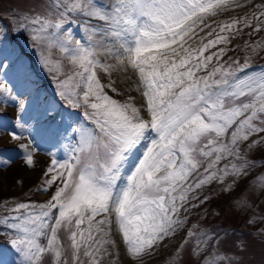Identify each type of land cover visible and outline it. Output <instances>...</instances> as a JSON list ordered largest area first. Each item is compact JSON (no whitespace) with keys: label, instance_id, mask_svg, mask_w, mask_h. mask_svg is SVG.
<instances>
[{"label":"snow or ice","instance_id":"snow-or-ice-1","mask_svg":"<svg viewBox=\"0 0 264 264\" xmlns=\"http://www.w3.org/2000/svg\"><path fill=\"white\" fill-rule=\"evenodd\" d=\"M232 4L243 6L237 0H115L109 11L100 0H35L23 16L32 39L49 50L58 47L74 66L58 81V95L72 108L84 107L94 127L49 126L54 136L69 139L71 155L60 160L52 154L37 189L48 192L56 185L46 202H15L0 216V225L15 230L10 243L22 257L16 264H44L48 255L51 264H102L111 255L108 246L116 243L113 223L127 254L142 261L184 227L188 217L181 211H188L190 201H198L191 204L198 208L211 199L194 193L229 176L247 175L244 169L252 163L247 152L264 146V69L246 72L247 57L243 64L223 61L227 49L217 46L230 43L229 34L239 35L243 27L264 29V3L258 14L206 23ZM72 13L90 18L87 44L64 29ZM92 19L105 26L91 24ZM97 33L112 42L95 40ZM101 47L115 63L99 59ZM245 47L256 52L264 41ZM6 58L0 57V68ZM41 62L63 69L59 60L42 56ZM97 69L108 74L107 84ZM113 72H130L126 80L136 77L139 106L134 97L120 101L109 95L108 90L119 94ZM0 92L10 89L0 82ZM44 115L55 117L56 111L48 107ZM15 127H25L19 115ZM252 136L259 138L249 142ZM12 137L19 138L15 132ZM20 147L26 165L34 167L33 152L27 144ZM223 160L229 162L220 167ZM193 236L196 244L188 250ZM229 241L226 227L189 229L177 254L187 251L198 264H242L243 257L219 254V246ZM231 246L237 252L248 247L246 241Z\"/></svg>","mask_w":264,"mask_h":264},{"label":"rangeland","instance_id":"rangeland-1","mask_svg":"<svg viewBox=\"0 0 264 264\" xmlns=\"http://www.w3.org/2000/svg\"><path fill=\"white\" fill-rule=\"evenodd\" d=\"M114 2L115 0H100V3L107 6L109 11ZM237 2L243 6L229 5L227 10L212 17L206 23H211L212 20L240 18L245 14L251 15L253 12L258 14L259 5L264 3V0H237ZM33 8H35V0H0V57H7L4 60L6 67L0 68V82L10 89L7 93L0 92V196H6L5 201L9 202L5 205L4 198L1 199L0 216L6 214L8 208L14 206L15 202H46L55 191L56 185L48 192L37 189L53 159L52 154L55 153L56 158L60 160L67 159L71 155L70 141L54 136L49 129L42 128V124L50 120L51 125L58 124L61 129L68 124L75 127L80 123L89 128L94 127L92 122L83 115L84 107L72 108L58 95V81L70 74L74 66L69 63L66 55L58 47H52L49 50L45 43L32 39V26L23 19V16L27 14V10ZM83 16L76 13L70 14L64 29H71L74 39L87 44L89 30L86 20L89 18L84 16V19H81ZM22 23L26 25L23 28L20 27ZM101 25L105 24L101 23ZM94 39L102 40L103 44L112 42L111 39H105L99 33ZM229 39L230 43L217 46L227 49L222 58L223 61L231 62L238 59L240 64H243L247 57L251 67L246 69V72L264 69V47L256 52H253L250 47H245L246 44L264 41V29L253 31L252 27H243L239 35L229 34ZM215 50L212 49V51ZM42 56L53 62L61 61L62 71L57 70L55 63L46 67L41 62ZM99 59L115 63V59L108 58L102 47L99 49ZM49 68L52 70L50 71ZM97 73L101 81L107 84L108 74L100 69H97ZM126 75L131 73H112V79L116 81L115 86L119 94L108 90L109 95L120 101H125L129 96L134 97V102L139 106L143 101L140 93L135 90L136 77L132 76L131 80H126ZM49 90L53 92L51 95ZM54 97L59 98L62 104L55 102ZM21 103L24 105L23 111L20 110ZM48 107L56 111L55 117L44 115ZM18 115L25 125L24 128L15 127ZM145 118H147L146 113ZM13 132L19 137L18 139H13ZM260 135L264 136V133ZM258 138V136H252L249 142ZM21 144H27L33 152L34 167H29L24 162L22 158L24 149L20 147ZM71 144H75V138L71 140ZM241 149L242 152L246 151L247 143L242 144ZM245 158L252 162L244 169L247 175L240 179L229 176L223 184L213 182L211 185H205L198 193H194L193 195L198 194L201 199L205 195L211 199L198 208L191 207V204L198 201H190L186 205L188 211L186 213L181 211V216L188 217L184 227L174 236L166 239L150 255H145L142 261H137L127 254L126 246L113 223L111 239L116 243L108 246L111 255L105 256L102 264H198L195 256L190 257L187 251L177 254V249L185 240L189 229L199 232L215 226L226 227L230 233V241L219 246L220 255L227 254L233 259L237 255L243 257L242 264H264V234L261 233L264 229V189L260 186V178L264 177V146L247 152ZM2 161H8V163H2ZM228 162L229 160H223L219 166L223 167ZM234 162L244 163L243 160ZM200 171L202 172L203 168ZM233 180H237V183L229 191H224ZM56 183L59 185L60 181ZM238 200L241 201L240 204L236 203ZM14 235L15 230L0 225V262L2 264H16L22 259L10 243ZM222 235L223 232H221ZM60 237L67 245L66 233L62 231ZM196 239L195 236L189 238L185 248L191 250L196 244ZM231 241H246L247 250L237 252L238 245L231 246ZM42 242L46 243V241ZM176 255L181 258L174 260L173 257ZM51 262L52 257L46 256L44 264H51Z\"/></svg>","mask_w":264,"mask_h":264},{"label":"trees","instance_id":"trees-1","mask_svg":"<svg viewBox=\"0 0 264 264\" xmlns=\"http://www.w3.org/2000/svg\"><path fill=\"white\" fill-rule=\"evenodd\" d=\"M38 92V91H37ZM50 95L53 93L51 90H49ZM55 102H59L60 104H62L61 100L59 98H53ZM50 102V100H49ZM64 105V104H63ZM51 125V121L49 120L48 122H45L44 124H42V128L45 129H49V126ZM4 198V201L7 199L6 196H0V203H1V199ZM8 211V210H7ZM6 212V211H5Z\"/></svg>","mask_w":264,"mask_h":264},{"label":"bare ground","instance_id":"bare-ground-1","mask_svg":"<svg viewBox=\"0 0 264 264\" xmlns=\"http://www.w3.org/2000/svg\"><path fill=\"white\" fill-rule=\"evenodd\" d=\"M81 19H84V16L81 17ZM90 19V18H89ZM89 19L86 20V25L88 26V23H89ZM100 23V24H98ZM101 23L103 24L104 22L103 21H99V20H95V19H92L91 20V24L93 25H98L99 27L103 28L105 25H101Z\"/></svg>","mask_w":264,"mask_h":264}]
</instances>
